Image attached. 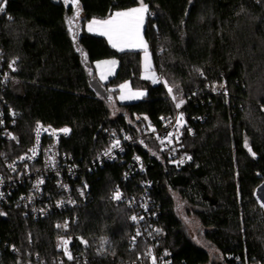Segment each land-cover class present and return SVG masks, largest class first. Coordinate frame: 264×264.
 <instances>
[{
    "label": "trees",
    "instance_id": "1",
    "mask_svg": "<svg viewBox=\"0 0 264 264\" xmlns=\"http://www.w3.org/2000/svg\"><path fill=\"white\" fill-rule=\"evenodd\" d=\"M74 1L8 0L0 16V55L17 62L5 98L19 114L13 141L19 153L30 146L37 124L67 125L72 134L63 148L80 165L90 164L107 147L109 129H162L183 101L192 130L184 133L188 161L171 163L155 139L139 149L153 183L159 254L168 252L171 264H264V207L256 197L264 184V0ZM142 5L144 40L161 80L156 85L140 77V52L115 51L84 27ZM72 16L78 27L73 33ZM110 59L119 68L101 85L109 96L104 99L93 88L94 64ZM216 81L227 83L228 101L212 94ZM124 82L146 96L117 104ZM129 160L127 155L88 177V198L72 229L80 260L66 264H151L147 243L129 244V211L111 201L117 188L135 186V180H123ZM174 194L199 222L219 262L188 237ZM0 235L8 243L0 264H61L54 220L35 223L13 213L0 219Z\"/></svg>",
    "mask_w": 264,
    "mask_h": 264
},
{
    "label": "built area",
    "instance_id": "2",
    "mask_svg": "<svg viewBox=\"0 0 264 264\" xmlns=\"http://www.w3.org/2000/svg\"><path fill=\"white\" fill-rule=\"evenodd\" d=\"M0 3H4L1 16L6 12L8 0H0ZM16 63L7 62L0 55V219L18 213L22 218L35 223L54 220V229L61 235L57 248L60 253L59 262L66 264L80 260L72 248V229L78 222L77 210L88 198V177L109 164L124 161L130 155L123 180L126 184L135 180V186L117 188L111 195V201L125 207L130 213L128 222L133 228L129 239L131 248L139 242L147 243L149 250L146 251V257L151 264H171L167 260L170 256L168 252L160 255L158 251L160 230L154 224L158 212L152 194L153 183L147 159L139 149H148L146 140L155 139L160 151L167 155L171 163H186L188 155L184 148V133H191L192 130L186 124L184 105L177 109L173 119H169L162 129L152 125L137 133L125 129H109L106 132L107 147L90 164L80 165L63 148V142L72 134L67 125L37 124L30 146L19 153V148L13 144L19 114L5 98ZM211 92L225 101L230 99L225 81L214 82ZM261 107L264 109V106ZM63 129L68 131L64 132ZM116 141H119V145L113 147ZM78 242L85 245L82 238H78ZM7 248L8 243L3 242L0 235V258L4 257ZM9 253L16 257L18 250L11 245Z\"/></svg>",
    "mask_w": 264,
    "mask_h": 264
},
{
    "label": "rangeland",
    "instance_id": "3",
    "mask_svg": "<svg viewBox=\"0 0 264 264\" xmlns=\"http://www.w3.org/2000/svg\"><path fill=\"white\" fill-rule=\"evenodd\" d=\"M110 18H112V17H110ZM110 18H107V19H110ZM146 18H147V12L145 13V16H144V22H143V24L140 27V37L142 38L143 44L146 45V47H144V46H140V47H136V48L124 47L123 50H120V48H113L112 47V44L109 42V39H108V37L106 35H101L100 34V32L97 30L98 29L97 25H94L93 26V30L89 31V25L91 24V22L93 20L104 21V20H107V19H93L91 21H88V22L84 23L85 24L84 27H85V31L88 34L94 35V36H98V37H104L108 41L109 45L113 49H115V51H118V52H127V51L128 52H140L141 53V72H140V77H141L142 80L148 81V82L152 83L153 85H156V84H160L161 80L158 77L157 72L154 70L152 54L149 51L148 45H147V43L144 40V27H145ZM113 61L116 62L117 60L110 59V60H108L106 62H113ZM101 75L102 74H99V73L97 75L98 76V78H97L98 81L96 82V91H97V94H98L99 97L106 99L105 98V94L107 95V93H106V91L101 89L102 88L101 85L103 84L102 81H101L103 79V78H101L102 77ZM105 75L107 76V77H105V79H107V81H108L110 79L109 77H111V76H108V74H105ZM142 91L143 90L133 89V87H132L130 82H124L123 84H121L119 86V92H117V94H116L115 102L117 104H128V103L130 104V103L141 101L143 99L142 97H138L137 95L133 96V94H141L140 96H142ZM121 96H124L125 98L121 99ZM129 97H132V98H129ZM108 98H109V96H108ZM115 102L112 103V110H113L114 113H117L118 109L116 107ZM183 103L182 104L177 103V104H180V106L177 107V109H181ZM174 197L176 199V204L178 206L177 207V212L179 213V216H181V218H182V220L184 222L185 231H186L188 237L194 243H196V245H199L202 248L207 249L211 253V255L213 257H215L216 260L219 262L220 261L219 255H217L216 251L214 249H212L210 247V245L204 240L203 234H202L201 229H200L201 227L199 225V222L196 220L195 217H193L192 215L190 216L188 214L187 209L185 208L182 200L178 197V195L174 194ZM256 197H257L258 201L260 202V204L264 207V187L261 186L257 190ZM148 250H149V247H147L146 251H148Z\"/></svg>",
    "mask_w": 264,
    "mask_h": 264
},
{
    "label": "snow or ice",
    "instance_id": "4",
    "mask_svg": "<svg viewBox=\"0 0 264 264\" xmlns=\"http://www.w3.org/2000/svg\"><path fill=\"white\" fill-rule=\"evenodd\" d=\"M4 11V3H0V12ZM147 12V6L142 5L137 8L130 9L128 11H118L114 13L112 18L104 21L93 20L89 25V31L93 30V26H98V31L101 35H106L109 39V42L112 44L113 48H120L123 50L124 47L136 48L140 46L146 47L143 44L142 38L140 37V27L144 22V16ZM113 63H115L113 61ZM172 89L169 88V92ZM141 94H133V96ZM124 96H121V99H124ZM132 98V97H129ZM175 99V97H173ZM183 101H180L182 104ZM177 104V107L180 106ZM64 132H67L68 129H63ZM119 145V141L113 145L116 147ZM182 163V161H181ZM118 198V194H117ZM133 219H136L133 217Z\"/></svg>",
    "mask_w": 264,
    "mask_h": 264
},
{
    "label": "crops",
    "instance_id": "5",
    "mask_svg": "<svg viewBox=\"0 0 264 264\" xmlns=\"http://www.w3.org/2000/svg\"><path fill=\"white\" fill-rule=\"evenodd\" d=\"M106 61H108V60L100 61V63L96 62L94 64L95 71H96V76L98 75V73L102 74L101 78H103V79L101 81H102L103 84H106L107 82H109V80H111L116 75V73L118 71V68H119V65H118L119 63L117 61L115 63L106 62ZM105 74H108V76H111V77H109L110 79L108 81H107V79H105V77H107ZM97 78H98V76H97ZM137 96L143 98V97L146 96V92L142 91V96H140V95H137Z\"/></svg>",
    "mask_w": 264,
    "mask_h": 264
},
{
    "label": "water",
    "instance_id": "6",
    "mask_svg": "<svg viewBox=\"0 0 264 264\" xmlns=\"http://www.w3.org/2000/svg\"><path fill=\"white\" fill-rule=\"evenodd\" d=\"M66 2H70L71 4H73L75 1L74 0H65ZM76 10H78V9H76ZM68 12H67V18H68ZM70 19H69V28H71V30H72V33H73V31H75L76 30V28H78L77 26H76V18H77V16L76 17H69ZM93 88L95 89V91H96V82H94L93 83ZM102 89V88H101ZM103 91V90H102ZM97 92V91H96ZM104 92V91H103ZM105 93V92H104ZM108 95H106L105 94V98L107 99L108 97H107ZM262 187H264V184L262 185ZM86 188H87V192H88V194H89V191H90V189H89V187L88 186H86Z\"/></svg>",
    "mask_w": 264,
    "mask_h": 264
}]
</instances>
